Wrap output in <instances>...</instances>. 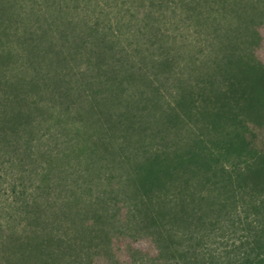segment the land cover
Segmentation results:
<instances>
[{
  "label": "trees",
  "instance_id": "1",
  "mask_svg": "<svg viewBox=\"0 0 264 264\" xmlns=\"http://www.w3.org/2000/svg\"><path fill=\"white\" fill-rule=\"evenodd\" d=\"M263 16L264 0H0V264H264V144L245 136L264 137L216 129L222 100L264 94L245 48ZM208 102L217 120L196 136ZM73 142L121 152V204L51 197V156Z\"/></svg>",
  "mask_w": 264,
  "mask_h": 264
},
{
  "label": "rangeland",
  "instance_id": "2",
  "mask_svg": "<svg viewBox=\"0 0 264 264\" xmlns=\"http://www.w3.org/2000/svg\"><path fill=\"white\" fill-rule=\"evenodd\" d=\"M245 48L248 54L253 55L256 61L264 66V16L256 20L254 28L247 39ZM222 67L225 69V72L234 74L244 73L250 78L262 73L259 69L252 67L251 63L247 60L236 61L234 59H228L222 63ZM215 68L216 67L206 68L205 73L203 72L205 77L208 75L210 76L211 74L213 75ZM212 88V85H207L203 88V92L200 93L204 96L210 97ZM198 92L199 90L196 93ZM219 101H221V97L218 102ZM220 104L223 106V112L220 113L222 115L221 119L217 121L219 124L218 127H216L217 130L231 132L249 128L255 134L257 133L260 137H264L263 93L257 92L253 96L246 97L245 100L241 101L238 108H235L234 110H231L230 106L223 100ZM213 105L214 103L212 104L208 102L205 109L193 111L190 117V128H192L191 130L194 132V135L197 136L200 133L197 129L198 125H200V123H196L198 121H201L205 125L209 124L208 126L212 128L215 123L214 120H217L215 118L217 113L215 114ZM232 112L238 113L240 117L239 119L246 120V124L235 125L230 121L224 120V118ZM249 114H251V116ZM246 116H248V118H246ZM249 119H251V122ZM185 120L187 121L188 119L185 118ZM67 128V131H62L66 133L64 134L65 139L68 137L71 138L75 135L74 129ZM178 130L179 128H173L170 133L172 135L171 137H175V134H177V132L179 133ZM182 133H179V136L182 135ZM245 139L248 144H264V141L263 143L257 141L256 135L253 139L251 135L245 136ZM75 142H73V144H64L65 142L60 144L58 149L53 153V156H51L49 165L46 163V157H44L43 152L47 151L46 149L51 148L53 145L45 144L46 146L43 147L40 152L41 156L39 158L45 163V165H48V172L50 171L48 174L52 180L53 188H56L54 192H51V197L57 198L60 203H62L59 204L64 206L67 205V203L73 202V204L82 211L88 209L91 205H95L94 207H96L98 204H121V202L125 200V196L128 192H132V187H130L128 183L124 182V180H122L123 182L118 180L119 175L125 173V168L118 165V162L114 160V157L118 156L115 159L123 161L124 157L123 155H120L121 152H117L114 156L107 155V153L102 154L101 152L100 157L93 156V159L91 154H89L84 148L80 149L79 152L76 151L75 147L77 146L75 145L77 143ZM112 160H114L115 163V170H112V165H105ZM112 177L116 178V180L111 179ZM48 194L49 191L46 190L42 195V198H46ZM89 196L92 197L89 198ZM141 243H137V245L146 246L144 242Z\"/></svg>",
  "mask_w": 264,
  "mask_h": 264
}]
</instances>
